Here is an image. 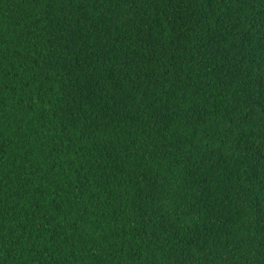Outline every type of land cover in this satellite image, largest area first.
Here are the masks:
<instances>
[{"label":"trees","instance_id":"16d2710c","mask_svg":"<svg viewBox=\"0 0 264 264\" xmlns=\"http://www.w3.org/2000/svg\"><path fill=\"white\" fill-rule=\"evenodd\" d=\"M0 264H264V0H0Z\"/></svg>","mask_w":264,"mask_h":264}]
</instances>
